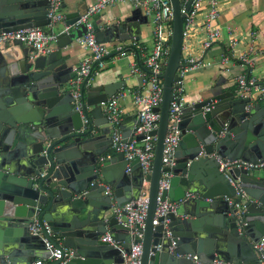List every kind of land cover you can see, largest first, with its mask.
Returning a JSON list of instances; mask_svg holds the SVG:
<instances>
[{"label":"water","instance_id":"95a60500","mask_svg":"<svg viewBox=\"0 0 264 264\" xmlns=\"http://www.w3.org/2000/svg\"><path fill=\"white\" fill-rule=\"evenodd\" d=\"M170 3L172 34L160 74L161 102L154 108L159 119L150 133L156 141L143 226L129 227L111 211L112 204L122 206L139 195L143 178L137 159L129 162L121 152L105 157L111 128L104 104L124 82L94 84L99 62L94 61L80 83L79 98L73 97L74 70L62 49L86 32L84 24L58 31L56 48L45 54L19 40L0 49V264H124L132 242L141 243L140 264H211L215 259L264 264V248L253 247L264 235V167L219 170V159L264 161V106L219 82L208 96L184 101L176 124L175 162L162 167L184 17L179 0ZM46 7V0H0V32L45 26ZM83 12H65L63 24H72ZM146 22L140 8H134L106 28H96L95 39H139ZM137 64L151 73L139 59ZM139 125L136 114L121 118L123 140H141ZM162 170L171 176L160 199L174 206L152 225ZM35 221L46 223L49 232L43 228L31 234ZM133 229L141 237L133 238ZM106 233L119 246L102 240ZM45 240L60 249L61 257L51 255Z\"/></svg>","mask_w":264,"mask_h":264},{"label":"built area","instance_id":"2783aa9c","mask_svg":"<svg viewBox=\"0 0 264 264\" xmlns=\"http://www.w3.org/2000/svg\"><path fill=\"white\" fill-rule=\"evenodd\" d=\"M47 1V18L48 22L43 27L33 26L29 28L0 32V49H6L13 44L15 40L21 41L24 45L31 46L36 49L37 54H45L50 51V44L55 42L58 31L68 32L70 29L78 28L84 24L86 32L77 38L79 44L88 53V56L82 60L79 66L74 68V77L71 82L74 85L73 97L79 98V86L83 77L88 74L94 61H99L96 66L103 67L102 57L111 50L118 51L119 54L125 53L124 44L115 42L105 44L97 42L94 35L93 27L90 23V16L101 12L107 5L116 1L125 0H96L93 4L87 6L85 11L70 25H64L61 30L56 29L57 23L64 21V13L62 12V0H46ZM134 6L140 8L142 13L148 18L152 25L153 46L147 51L144 46L139 45L135 40L130 44L137 49L138 55L142 59V64L151 71V73H142L145 77L144 81L147 85L148 92H133V103L136 106V115L139 120V127L136 134H143V138L139 141L132 139L124 141L119 128V120L122 117V109L119 104L120 95L115 94L108 98L104 104V110L107 113L108 124L111 128V152H121L129 162L137 159L143 174L141 189L139 195L135 199L122 206L112 204L111 211L117 220L129 227L135 225L143 226L147 205H148V189L149 179L147 175L151 172V165L154 155V147L156 136L150 134L157 127L159 113L154 108L160 105L162 95V73L167 61L169 53L170 38L172 34V8L170 0H129ZM190 0H179L180 10L184 14L182 29V45L180 66L177 69V79L172 86L173 99L170 102V110L168 114V123L164 146L162 150V167H171L174 165L175 146L179 138V129L177 122L179 114L184 103L183 96V76L189 71L197 70L212 66L214 62L206 59V53L211 46L221 40L222 31L217 21L220 15V6L218 0H192L186 9ZM129 40V39H128ZM243 41L234 34L229 36L228 53L221 55L219 65H225L234 59L237 63L247 68L235 76L237 92L242 97H250L256 95L259 99L264 100V82H260L257 78L249 75L254 60L259 55H264V43L259 45L253 40L246 43V48L241 49ZM101 60V61H100ZM134 71H140L136 63L131 64ZM111 156L106 153L105 157ZM219 170L227 172L232 168L250 169L256 166L264 167V161L259 164L242 161L240 159L221 160L219 159ZM130 167L126 168L129 171ZM171 176L169 170H162L158 180V191L156 197V206L152 219V225L158 224V218L163 216L168 209L174 206V202L165 198L161 200L162 190L167 188L168 181ZM231 202L230 199H228ZM235 205H238L236 202ZM49 228L46 223L34 222L29 226V232L36 234L41 229ZM133 238L141 237L137 229L131 231ZM102 240L108 241L116 246L119 244L113 241L109 233L102 236ZM47 247L51 250L54 258L61 257L60 249L53 248L52 244L46 241ZM174 242L169 246L172 251ZM255 250L264 248V235L253 243ZM67 254V252H65ZM141 243L132 242L129 252L124 254V264H140ZM189 259H195L196 255L186 254ZM260 261L264 262V256ZM42 261L37 260L34 264H40ZM211 264H220L219 260H213Z\"/></svg>","mask_w":264,"mask_h":264},{"label":"crops","instance_id":"0c3cea01","mask_svg":"<svg viewBox=\"0 0 264 264\" xmlns=\"http://www.w3.org/2000/svg\"><path fill=\"white\" fill-rule=\"evenodd\" d=\"M95 1L62 0V4H65L64 8L61 7L62 12L79 11L81 13ZM218 2L221 11L217 23L221 28L222 37L206 53V59L212 60L214 64L209 67L189 71L183 76L184 101L208 96L207 90L217 82L221 83L222 88L225 90L237 92L235 76L245 69L247 71V68L241 67L234 59H231L225 65H219L221 55L228 53L230 34L236 35L244 42L241 49L247 47L246 43L249 40H253L259 45L264 43V0H218ZM134 8L138 7L134 6L129 0L116 1L107 5L101 12L90 16V23L93 30L95 31L96 28H106L118 19L130 15L131 10ZM62 28L63 23H57L56 29L61 30ZM139 34V39L130 37L129 40L115 39L114 41L101 42L110 45L120 41L124 44L125 53H117L113 56L106 57L102 60L103 67L95 66L93 69L94 76L92 82L94 84H105L117 81L124 82V87L116 93L120 95L121 118L136 114V106L133 103V92L137 90L143 93L148 92L147 85L144 81L145 77L142 75V73L147 72L139 68L137 59L141 63L142 59L138 55L137 49L130 44L135 40L139 45L144 46L147 51L151 50L153 46L152 25L148 18L146 23L141 24ZM54 48H56L55 42H52L50 44V50ZM113 51L115 50H111L110 52ZM62 55L65 58L66 64L72 65L74 70L88 56V53L76 39L62 49ZM132 63H136L140 71H134L131 68ZM253 63L248 72L249 75L257 78L260 82H264V55L257 56ZM251 98L253 105L259 104L260 107L264 106L263 99H259L256 95H252ZM106 153H111V155L115 154L111 152V148Z\"/></svg>","mask_w":264,"mask_h":264}]
</instances>
